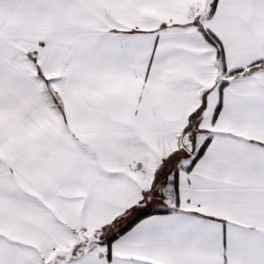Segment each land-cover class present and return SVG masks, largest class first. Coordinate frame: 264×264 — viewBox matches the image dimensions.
<instances>
[{"label": "snow or ice", "instance_id": "snow-or-ice-1", "mask_svg": "<svg viewBox=\"0 0 264 264\" xmlns=\"http://www.w3.org/2000/svg\"><path fill=\"white\" fill-rule=\"evenodd\" d=\"M0 264H264V0H0Z\"/></svg>", "mask_w": 264, "mask_h": 264}]
</instances>
